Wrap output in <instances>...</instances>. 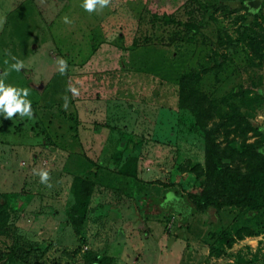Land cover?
I'll list each match as a JSON object with an SVG mask.
<instances>
[{"label": "rangeland", "instance_id": "obj_1", "mask_svg": "<svg viewBox=\"0 0 264 264\" xmlns=\"http://www.w3.org/2000/svg\"><path fill=\"white\" fill-rule=\"evenodd\" d=\"M82 4L0 0V80L27 89L32 109L31 118L0 112V254L33 244L11 264H83L89 251L112 264H264V207L221 208L209 237L213 216L177 198L198 187L196 115L207 128L231 114L264 128V0H110L93 12ZM214 133L222 145L241 143ZM81 180L94 187L75 236L68 222ZM147 197L160 211L139 222L131 202ZM179 218L186 229H175ZM241 228L251 236L225 247Z\"/></svg>", "mask_w": 264, "mask_h": 264}, {"label": "trees", "instance_id": "obj_2", "mask_svg": "<svg viewBox=\"0 0 264 264\" xmlns=\"http://www.w3.org/2000/svg\"><path fill=\"white\" fill-rule=\"evenodd\" d=\"M238 4V10H244L247 15H250L244 2L240 1ZM185 104L183 103V106ZM195 123H199L203 149L202 166L197 165L192 168L198 187L196 192H189L177 196V198L189 207L191 214L201 213L213 216V221H208V224L212 225L213 228L212 232L208 233V236L211 237L220 227L217 214L221 208L225 206L246 208L247 213L253 215L258 209L264 207V128L236 114L227 116L219 126L212 128H207L205 116L200 114L195 116ZM220 129L224 137L232 136V138L241 139L239 146L222 145L218 142L214 132ZM247 133H251L255 139L252 143L244 142ZM142 139L140 137L135 141L126 142L127 150L134 149L136 145L141 143ZM93 187L92 181H80L75 205L70 209L68 222L75 236L82 235L81 227L86 217L88 199ZM173 191L175 190L173 189ZM5 207L6 203L0 196V220L4 218ZM130 207L136 214L133 215L134 219L139 222L144 221L146 216L160 211L157 203H153L150 197L145 200H132ZM169 213L171 211H166L163 217H168ZM186 224L184 219L179 218L174 227L177 230L186 229ZM249 236L251 233L248 230L237 229L231 238L223 239L222 243L228 248L234 241ZM34 247L33 244L19 246L12 244L7 252L0 254L1 264H11L15 259H20L21 256L17 255V249L20 253L28 255L34 251ZM112 263V258L100 256L96 252L89 251L84 255L83 264Z\"/></svg>", "mask_w": 264, "mask_h": 264}, {"label": "clouds", "instance_id": "obj_3", "mask_svg": "<svg viewBox=\"0 0 264 264\" xmlns=\"http://www.w3.org/2000/svg\"><path fill=\"white\" fill-rule=\"evenodd\" d=\"M110 3V0H83L82 7L88 11L93 12L96 10H102L106 6H108ZM65 23H68L67 17L64 18ZM3 21L0 20V27H2ZM59 65V72L61 74H64V72L67 69V62L64 59H58L57 61ZM23 62L17 61L15 64L11 65V68L15 71H19L21 68H23ZM8 73L5 72L4 75L6 76ZM68 91L72 93V95L79 96V90L76 87H69ZM20 93H23V95H19ZM28 95L27 89H16L12 86H6L3 82V80H0V112H3L5 114L6 119H11L15 114H20L21 117L28 116L29 118L32 117V109H31V103L30 101L24 99L23 97H26ZM65 104L63 107L67 108V97H64ZM40 177V182L42 184H45L47 187H51V184L49 183L50 177L47 171L41 170L37 173ZM172 194L169 193L166 196L165 203H167L168 200L172 199ZM163 206V205H162Z\"/></svg>", "mask_w": 264, "mask_h": 264}, {"label": "water", "instance_id": "obj_4", "mask_svg": "<svg viewBox=\"0 0 264 264\" xmlns=\"http://www.w3.org/2000/svg\"><path fill=\"white\" fill-rule=\"evenodd\" d=\"M37 89L40 90V89H41V85H39V86L37 87ZM172 241H173V239L168 240L167 247L170 246V244H171ZM169 242H170V243H169Z\"/></svg>", "mask_w": 264, "mask_h": 264}]
</instances>
